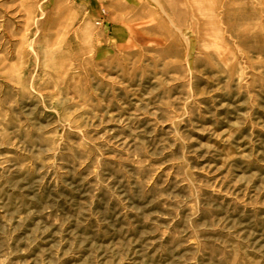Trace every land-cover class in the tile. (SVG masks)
<instances>
[{"label":"rangeland","instance_id":"374dc122","mask_svg":"<svg viewBox=\"0 0 264 264\" xmlns=\"http://www.w3.org/2000/svg\"><path fill=\"white\" fill-rule=\"evenodd\" d=\"M0 264H264V0H0Z\"/></svg>","mask_w":264,"mask_h":264}]
</instances>
